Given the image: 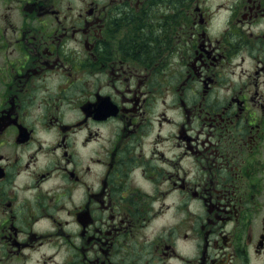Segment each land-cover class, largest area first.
Instances as JSON below:
<instances>
[{"label": "flooded vegetation", "instance_id": "flooded-vegetation-1", "mask_svg": "<svg viewBox=\"0 0 264 264\" xmlns=\"http://www.w3.org/2000/svg\"><path fill=\"white\" fill-rule=\"evenodd\" d=\"M0 264H264V0H0Z\"/></svg>", "mask_w": 264, "mask_h": 264}]
</instances>
